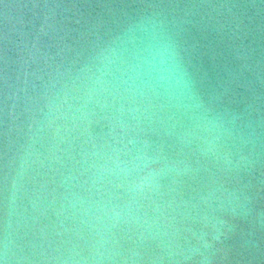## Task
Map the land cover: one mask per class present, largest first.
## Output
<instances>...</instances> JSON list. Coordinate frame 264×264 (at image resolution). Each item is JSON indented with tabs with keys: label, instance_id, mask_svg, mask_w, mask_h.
Masks as SVG:
<instances>
[{
	"label": "water",
	"instance_id": "1",
	"mask_svg": "<svg viewBox=\"0 0 264 264\" xmlns=\"http://www.w3.org/2000/svg\"><path fill=\"white\" fill-rule=\"evenodd\" d=\"M0 264H264V0H0Z\"/></svg>",
	"mask_w": 264,
	"mask_h": 264
}]
</instances>
